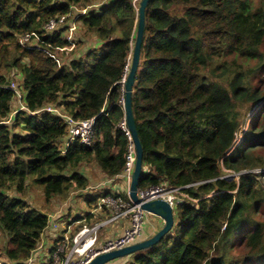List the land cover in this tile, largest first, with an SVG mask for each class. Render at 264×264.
I'll return each instance as SVG.
<instances>
[{"label": "trees", "instance_id": "obj_1", "mask_svg": "<svg viewBox=\"0 0 264 264\" xmlns=\"http://www.w3.org/2000/svg\"><path fill=\"white\" fill-rule=\"evenodd\" d=\"M138 4L0 0V231L7 239L0 264L30 262L47 229V215L22 198L29 186L49 201L89 186L81 165H96L106 179L122 172L121 83ZM51 20L55 28L45 31ZM72 22L84 33L76 37L75 29L71 43ZM31 34L39 40L19 43L26 35L33 40ZM263 71L264 0L147 3L131 95L143 151L138 190L163 186L187 198L173 207L171 231L131 264H264V187L258 182L264 177V84L255 82ZM16 75L26 110L13 113L8 86ZM49 105L75 121L94 117L93 146L76 140L64 148L65 121L32 114Z\"/></svg>", "mask_w": 264, "mask_h": 264}, {"label": "built area", "instance_id": "obj_2", "mask_svg": "<svg viewBox=\"0 0 264 264\" xmlns=\"http://www.w3.org/2000/svg\"><path fill=\"white\" fill-rule=\"evenodd\" d=\"M140 0H133L134 3L139 2ZM85 10L81 11V14H84ZM55 21H49L44 27L45 31H52L56 26ZM59 24L63 23V19L58 20ZM74 23L71 24V27L68 29L69 32L74 31L75 29ZM34 39H30L29 35L23 36L19 39V43L21 45H27L30 41H38V37L34 34ZM59 51H63V49H59ZM53 57V56H50ZM130 61V60H129ZM129 68V64L125 66L124 75L121 83V93L123 95L122 84L124 82L125 76L127 74ZM8 88L13 92L15 101L18 104L14 113L19 110H26L24 105V95L20 92L19 88L15 85V82L10 81ZM123 103V99L121 104ZM39 112H46L52 115H55L61 119H63L67 126V137L66 142L64 144V148L74 141H78L79 144L85 147H91L95 143L96 130H95V118H89L87 120L75 121L69 115H66L61 109L53 107V106H44L38 111L33 112L32 114H36ZM119 129L123 132L126 140H127V149L125 155V165L123 167L122 172L119 175H116L114 180H123L127 184V199L125 201L120 195L114 194L109 196H102L97 204L96 209L99 211H107V218L98 224L95 225H84L82 228L74 232L72 235L64 234L62 238V242L60 244L54 246L52 253L50 252L48 256L49 264H87L90 259H92L97 253V250H101V252L112 251L115 249H121L127 246L134 244L137 240V237L142 232V224L143 218L147 213L143 212L139 206H135L128 198V187L130 183L131 174L134 168L135 162V150L134 145L131 139L130 132L127 130L124 119L118 124ZM233 174H228L226 176L227 179H231ZM137 196L142 201H149L152 199H160L167 203H169L172 207L176 204H179L180 199L187 196L183 195L180 192V189H167L163 186L160 188H153L147 191H139L137 192ZM177 200L176 204L173 202ZM124 218H129L131 221V227L124 232V234L118 239L106 241L101 246H96L99 231L109 226L112 223ZM52 228L53 230H57V225L49 222L47 228Z\"/></svg>", "mask_w": 264, "mask_h": 264}, {"label": "crops", "instance_id": "obj_3", "mask_svg": "<svg viewBox=\"0 0 264 264\" xmlns=\"http://www.w3.org/2000/svg\"><path fill=\"white\" fill-rule=\"evenodd\" d=\"M66 142V141H65ZM100 180L96 183L90 184L85 190L90 189V191L85 192L86 196L77 197L79 200V208L76 210H71L65 212V218H67L66 227L61 228L60 215H47L49 222L54 223L58 226L57 230H53L51 227L47 228L41 237V243L38 246L36 252L32 254V259L27 264H44V261L49 256L51 249L62 242L64 234L72 235L74 232L82 228L84 225H95L103 222L107 216L108 212L103 210L99 211L96 209V204H89V196H100L102 194H118L126 195L127 197V185L123 180L120 179H105V177L100 174ZM86 176V175H85ZM87 177V176H86ZM88 179V177H87ZM89 180V179H88ZM92 197V198H93ZM122 197V196H121ZM91 198V199H92ZM77 201H74L77 203ZM73 202V203H74ZM63 215V214H62ZM51 216V217H49ZM163 225L162 221L156 217L145 215L143 218L142 232L137 237V241H142L147 237L153 235L161 228ZM131 227V221L129 218H124L116 221L102 228L99 231V237L97 239L96 246H101L106 241H111L121 237L126 230ZM138 253L130 255L125 258L113 260L107 264H131Z\"/></svg>", "mask_w": 264, "mask_h": 264}, {"label": "water", "instance_id": "obj_4", "mask_svg": "<svg viewBox=\"0 0 264 264\" xmlns=\"http://www.w3.org/2000/svg\"><path fill=\"white\" fill-rule=\"evenodd\" d=\"M150 0H140L137 8V24L134 37L133 48L129 61V68L122 84L123 89V103L122 110L124 114V122L127 130L130 132L131 139L135 150V162L133 172L131 174L130 183L128 187V198L135 205L150 216L160 219L163 223L162 227L156 233L147 237L142 241H137L134 244L112 251L97 253L87 264H107L113 260L128 257L130 255L141 252L151 246L157 244L166 234H168L174 226L173 207L160 199H152L149 201H142L138 198V179L142 173V146L137 135L134 117L131 108V95L134 86L135 75L139 66L140 48L142 44V37L144 31V14L147 3ZM177 200L173 202L176 204Z\"/></svg>", "mask_w": 264, "mask_h": 264}, {"label": "rangeland", "instance_id": "obj_5", "mask_svg": "<svg viewBox=\"0 0 264 264\" xmlns=\"http://www.w3.org/2000/svg\"><path fill=\"white\" fill-rule=\"evenodd\" d=\"M76 14H77V12L74 11V15H73V19L72 20L76 19ZM74 29H76L75 33H74V31L69 32V30H68V33L66 34V40L68 42L72 43L73 33L76 35V37H79V38H81V36H83L84 31L82 30L80 25L76 24V28H74ZM33 43H34L33 41L28 42V44H30V45H32ZM74 46H75V44L74 45L70 44L67 47L68 48L67 51H71ZM251 66L253 67L252 63L249 65V67H251ZM7 77L10 78V72L7 74ZM21 79H22L21 76L16 75V77H13L10 80L15 82V85L17 87L19 86L18 88H20L19 89L20 92L23 93L22 89L20 87L21 86ZM258 80L261 81L264 84V71L257 74V76L255 77V82H257ZM15 105H16V108L18 106L17 103L14 104V108L13 109H16ZM256 110H257V107H254L252 109V112L250 114H248V117H247L248 119L246 120V123H245L244 127L242 128L241 132L238 134L237 140L235 141L234 145H236L237 143L238 144L240 143L243 133L246 132L248 130V128H249V119H250V117L252 116V114ZM11 115H13V114H11ZM80 170H81V172L84 175H86L88 177V179H89L88 180V185L96 183V182H98L100 180L99 177H101V175H100L101 172L98 169V167H96V165H94V164L81 165L80 166ZM258 171L259 170L255 169L254 172L253 171L252 172L254 174H256V173H258ZM258 182L260 183L259 184L260 186L264 187V177H260ZM87 191H90V189H88V190L84 189V190H80V191H72V192L69 193V195H67L65 197H54V198L50 199L49 201H46L44 196H43L42 190L40 188L35 187V186H29L25 190V193L22 195V198H23V200H25V202H27V204L32 209H35V210H37L39 212H42V213H45L46 215H51V214H52L51 216L56 215V214L60 215V219L59 220L61 221V223L62 222L63 223L61 225V228H59V230H62L63 227L67 226L66 225L67 218H65V212H69L72 209L76 210L77 208H79V204H78V201H77L79 199L77 197L80 196V197L83 198V196H86L85 192H87ZM8 194L9 195H14V196H20L19 194L16 195L13 191H9ZM92 197L93 196H89V198H87V199L89 200ZM74 201H77V203H75ZM51 216H49V217H51ZM48 220H49V218H48ZM98 237H99V234H98ZM6 240H7L6 237L0 231V253H1V250L6 245ZM40 243H41V241H40ZM0 261H1V259H0ZM44 264H49L48 263V257L44 261Z\"/></svg>", "mask_w": 264, "mask_h": 264}]
</instances>
